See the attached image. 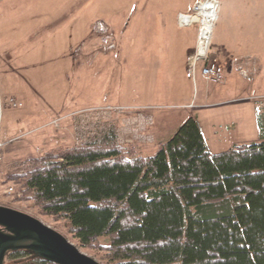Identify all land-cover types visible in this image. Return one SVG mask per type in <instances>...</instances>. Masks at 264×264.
<instances>
[{
	"label": "rangeland",
	"instance_id": "374dc122",
	"mask_svg": "<svg viewBox=\"0 0 264 264\" xmlns=\"http://www.w3.org/2000/svg\"><path fill=\"white\" fill-rule=\"evenodd\" d=\"M197 1L0 0V97L22 103L19 109L0 110L5 144L0 206L42 221L107 264L104 253L81 248L64 221L42 215L29 200L5 197L9 186L20 192L16 184L4 183L7 172L26 169V161L59 149L58 135L64 130L71 129V139L63 147L80 143L82 127L83 133L106 125L118 133L126 129L124 141L145 157L155 156L159 145L190 117L201 123L213 154L261 141L257 112L264 105V0H217L213 35L225 29L228 38L249 36L251 43L237 46L252 55L248 77L240 69L231 77L224 70L221 83L205 76L210 82L203 81L200 66L195 78L187 72L185 53L195 30L179 27L177 14L192 12ZM97 21L109 28L116 44L113 52L106 41L92 35ZM36 23L40 27L34 31ZM201 103L207 106L200 108ZM124 104L139 107L151 119L150 131L142 138L151 143H136L141 129L136 117L104 114L105 108ZM9 256L7 264L18 260Z\"/></svg>",
	"mask_w": 264,
	"mask_h": 264
},
{
	"label": "trees",
	"instance_id": "16d2710c",
	"mask_svg": "<svg viewBox=\"0 0 264 264\" xmlns=\"http://www.w3.org/2000/svg\"><path fill=\"white\" fill-rule=\"evenodd\" d=\"M257 124L260 142L212 154L190 117L152 157L106 125L4 183L107 264H264V105Z\"/></svg>",
	"mask_w": 264,
	"mask_h": 264
},
{
	"label": "built area",
	"instance_id": "2783aa9c",
	"mask_svg": "<svg viewBox=\"0 0 264 264\" xmlns=\"http://www.w3.org/2000/svg\"><path fill=\"white\" fill-rule=\"evenodd\" d=\"M208 2V0L197 1L195 7H193L192 12L190 13H180L178 15V25L182 28H194L197 31V43L194 50H192L188 55L187 60V72L189 76L196 77L197 69L201 67V74L205 77L213 79L217 83H221L224 80V67L216 60L210 57V42L213 35V28L215 21L217 19L218 13V4L219 1L212 0L214 5L216 16L213 17L212 24L207 20L203 15L202 5ZM92 35L95 37H100L101 40L106 41L107 50L113 52L116 49V44L113 41L112 35L110 34L109 28L102 21H97L92 27ZM243 75H245L243 73ZM4 107H12L15 109L22 108V103L19 102L16 98H10L5 101L0 97V110ZM104 114L115 115V116H131L136 117L135 122H139L141 129L137 128V135L139 139H136L138 144H147L150 141L149 138L145 137L146 133L149 130V126L152 125L151 119L149 120L146 113H144L139 107H124V106H109L104 109ZM133 115V116H132ZM55 124L60 126L59 122L56 121ZM81 129V137L83 143H86L88 138L94 135V132L86 131L83 133V127ZM130 131L134 132L133 128H128ZM86 130V127H84ZM127 130L123 129L122 133H119V141L121 144H128L124 141L126 137ZM148 139V140H147ZM152 139V138H151ZM126 140V139H125ZM133 142V141H132ZM135 142V141H134ZM4 147L5 144L0 137V166L4 163ZM5 197H15L16 199H21L23 194L18 192L17 189L13 186L6 188Z\"/></svg>",
	"mask_w": 264,
	"mask_h": 264
},
{
	"label": "water",
	"instance_id": "95a60500",
	"mask_svg": "<svg viewBox=\"0 0 264 264\" xmlns=\"http://www.w3.org/2000/svg\"><path fill=\"white\" fill-rule=\"evenodd\" d=\"M16 252L28 256L11 264L37 260L51 264H101L42 221L0 206V264H7L8 256Z\"/></svg>",
	"mask_w": 264,
	"mask_h": 264
},
{
	"label": "crops",
	"instance_id": "0c3cea01",
	"mask_svg": "<svg viewBox=\"0 0 264 264\" xmlns=\"http://www.w3.org/2000/svg\"><path fill=\"white\" fill-rule=\"evenodd\" d=\"M180 13H184V12H178L177 19H178V15ZM39 27H40V23H36L31 29H33L35 31V29H38ZM241 27H243V25ZM233 32H234V30H233ZM241 32L242 31L240 30V34H241ZM228 33L229 32L225 31V29H224V31L221 32V35L218 36L217 35V29L215 30V33L213 35V40H212L213 41V44H211V47H210V50H209V55H210L211 58L216 59L224 67L225 72H227V71L229 72V75H228L229 77L233 76L235 74V72L237 70H239V69L242 72V74L244 73L245 76L248 77V70H249L250 65H251L250 64V60L252 59L251 58L252 55L248 51L247 52H244L245 51V48H239L237 45L238 44L239 45H244L245 43L246 44L247 43H251V38L249 36H247V38L246 37H242V35H240L239 37L233 36L232 38H228ZM94 38L97 39L96 37H94ZM80 41L81 40L79 38L76 41V45L79 44V43H81ZM191 41H192V47L189 48V49H187V51L185 53L186 54L185 57H187V60H188L189 53L192 50H194L195 47H196V43H197V31L196 30H195V34L192 36ZM82 44H83V42H82ZM200 70H201V67H200ZM184 71H186V65L184 67ZM200 74H201V71H200ZM201 76L203 77L202 74H201ZM204 78L205 77H203L201 79L203 81L210 82V80H207V79H204ZM125 106L126 107H134L132 105H125ZM198 106L200 108H205L207 105L205 106L204 103H201ZM70 114H72V113H70ZM198 119H199V117H198ZM198 122H199V120H198ZM154 124L156 126V123L155 122H154ZM199 125L201 127L202 132H203V128H202L201 123H199ZM66 127L64 129H66ZM70 128H72V126H70ZM153 128H151V129H153ZM68 130H64V132H61L60 135H58L59 136L58 137V141H59V143H61L60 144L61 146H65V145H68L69 144V143L67 144L66 142H67V140L71 139V138H69V135H70L69 132L71 131V129H70L69 132H68ZM149 131H150V128H149L148 132ZM152 135L154 136V139H155V142H156L157 139L155 138V134L152 133ZM149 145L150 144L146 145L145 146V149ZM69 146H71V145H69ZM209 151H210V149H209Z\"/></svg>",
	"mask_w": 264,
	"mask_h": 264
},
{
	"label": "bare ground",
	"instance_id": "6f19581e",
	"mask_svg": "<svg viewBox=\"0 0 264 264\" xmlns=\"http://www.w3.org/2000/svg\"><path fill=\"white\" fill-rule=\"evenodd\" d=\"M203 7V15L204 17L209 20L210 24H212L213 17L216 16V11L214 9L215 5L212 0H208L205 4L202 5ZM215 29V28H214Z\"/></svg>",
	"mask_w": 264,
	"mask_h": 264
}]
</instances>
